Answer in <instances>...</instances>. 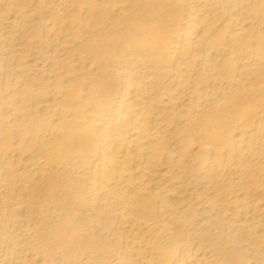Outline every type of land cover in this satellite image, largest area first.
<instances>
[{"label": "bare ground", "instance_id": "obj_1", "mask_svg": "<svg viewBox=\"0 0 264 264\" xmlns=\"http://www.w3.org/2000/svg\"><path fill=\"white\" fill-rule=\"evenodd\" d=\"M0 264H264V0H0Z\"/></svg>", "mask_w": 264, "mask_h": 264}]
</instances>
